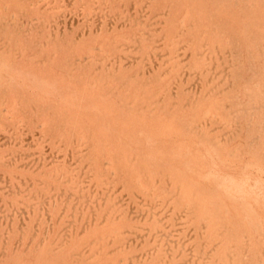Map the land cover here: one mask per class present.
Segmentation results:
<instances>
[{
	"label": "rangeland",
	"instance_id": "374dc122",
	"mask_svg": "<svg viewBox=\"0 0 264 264\" xmlns=\"http://www.w3.org/2000/svg\"><path fill=\"white\" fill-rule=\"evenodd\" d=\"M170 1L0 0V264L264 259V0Z\"/></svg>",
	"mask_w": 264,
	"mask_h": 264
},
{
	"label": "bare ground",
	"instance_id": "6f19581e",
	"mask_svg": "<svg viewBox=\"0 0 264 264\" xmlns=\"http://www.w3.org/2000/svg\"><path fill=\"white\" fill-rule=\"evenodd\" d=\"M172 1H173V0H172ZM172 1H170V2H172ZM179 1H180V0H179ZM221 1L223 2V0H221ZM241 1H243V0H241ZM253 1H255V0H253ZM218 2H219V1H218ZM248 2H249V1H248ZM174 3H175V2H174ZM177 3L179 4V2H177ZM180 3H181V2H180ZM180 5H181V4H180ZM245 5H246V4H245ZM247 5H248V4H247ZM247 5H246V6H247ZM172 6H173V5H172ZM174 6H175V5H174ZM246 6H245V8H246ZM255 6H256V5H255ZM249 7H250V5H249ZM249 7H247L246 9H248ZM246 9H245V10H246ZM250 9L252 10V8H250ZM245 10H243V11L245 12ZM254 10H255V9H254ZM256 10H257V9H256ZM249 11H250V10H249ZM192 12H193V11H192ZM192 12H191V14H192ZM260 12L263 13L262 11H260ZM261 13H260V14H261ZM207 14H208V12H207ZM251 14H252V13H251ZM203 15H204V14H203ZM205 15H206V14H205ZM247 15H248V14H246L245 17H246ZM249 15H250V14H249ZM254 15H255V14H254ZM256 15L258 16V13H257ZM193 16H194V15H193ZM189 17H190V16H189ZM260 17H261V15H260ZM206 18L208 19V18H209V15H208V17L206 16ZM214 18H215V17H214ZM214 18H213V19H214ZM261 18H262V17H261ZM262 19H263V18H262ZM204 20H205V19H204ZM204 20H202V21H204ZM208 20H210V19H208ZM186 21L189 23L188 20H186ZM183 22H184V21H183ZM206 22H208V21H206ZM215 22H216V21H215ZM261 22H262V21H261ZM190 23H191V22H190ZM258 23H259V22H258ZM225 24H226V23H225ZM255 24H256V22H255ZM202 25H203V23H202ZM220 25H221V24H220ZM248 25H250V24L248 23L247 26H248ZM261 25H262V24H261ZM218 26H219V25H218ZM180 27H182V26H180ZM180 27H179V28H180ZM203 27H204V26H203ZM230 27H231V26H230ZM230 27H229V28H230ZM175 28H176V27H175ZM175 28H174L173 30H175ZM205 28H206V27H205ZM223 28H224V27H223ZM258 28H259V27H258ZM180 29H181V28H180ZM201 29H202V28H201ZM203 29H204V28H203ZM205 30H206V29H205ZM234 30H235V28H234ZM246 30H247V29H246ZM176 32H177V30H176ZM236 32H237V31H236ZM238 32H239V31H238ZM249 32H250V31H249ZM249 32H247V33H249ZM251 32H252V30H251ZM251 32H250L249 34H251ZM174 33H175V31H174ZM201 34H202V33H201ZM203 34H204V33H203ZM232 34H233V33H232ZM254 34H255V33H254ZM256 34H258V33H256ZM256 34H255V36H256ZM258 35H260V34H258ZM202 36H203V35H202ZM207 36H208V35H207ZM217 36H218V35H217ZM230 36H231V35H230ZM260 36H261V35H260ZM231 37H232V36H231ZM238 37H239V36H238ZM238 37H237V38H238ZM251 37H253V35H252ZM202 38H203V37H202ZM202 38H201V39H202ZM207 38H208V37H207ZM256 38H257V37H256ZM256 38H255V39H256ZM234 39H235V37H234ZM250 39H251V38H250ZM202 40H206V39L203 38ZM230 40H231V39H230ZM237 40H238V39H237ZM251 40H253V38H252ZM215 41H217V40H215ZM234 41H235V40H234ZM256 41H257V40H256ZM261 45H262V44H261ZM259 47H261V46H259ZM89 48H90V47H89ZM200 48H201V46H200ZM261 49H262V48H261ZM201 50H202V49H201ZM197 51H198V50H197ZM200 53H201V52H200ZM201 54H202V53H201ZM172 55H173V54H172ZM73 59H74V58H73ZM73 59H72V60H73ZM80 59H81V58H80ZM224 60H225V59H224ZM226 60H227V59H226ZM1 61H2V60H1ZM69 61H70V60H69ZM228 62H229V60H228ZM251 62H253V60H252ZM4 63H6V62H4ZM67 63H68V62H67ZM1 64H2V63H1ZM69 64H71V62H70ZM250 64H251V63H250ZM3 65H4V64H3ZM260 65H261V64H260ZM232 66H233V65H232ZM258 66H259V65H258ZM1 67H2V66H1ZM233 67H234V66H233ZM252 67H253V65H252ZM261 67H263V66H261ZM234 68H235V67H234ZM250 68H251V67H249V69H250ZM254 68H255V67H254ZM254 68H253V69H254ZM257 68H258V67H256V69H257ZM256 69H255V70H256ZM263 69H264V68H263ZM237 70H238V69H237ZM255 70H254V71H255ZM259 70H260V69H259ZM235 71H236V70H235ZM256 71H257V70H256ZM238 72H239V71H238ZM238 72H235V73H236V74H239ZM260 72H262V70H261ZM233 73H234V72H233ZM233 73H232V74H233ZM240 74H241V72H240ZM254 74H255V72H254ZM254 74H252L251 76H253ZM242 75H243V74H242ZM242 75H241V77H242ZM259 75H261V74H259ZM236 76H237V75H236ZM236 76H235V77H236ZM261 76H262V75H261ZM233 77H234V76H233ZM235 77H234V78H235ZM237 78H239V77H237ZM256 78L259 79L258 77H256ZM256 78H255V79H256ZM250 79L252 80L251 77H250ZM257 79H256V80H257ZM237 80H238V79H237ZM262 80H263V79H262ZM262 80H261V81H262ZM238 81H239V80H238ZM241 81H242V80H241ZM236 83H237V82H236ZM256 83H257V82H256ZM256 83H255V84H256ZM44 84H45V83H44ZM236 85H237V84H236ZM258 86H260V85H258ZM235 87H236V86H235ZM253 87H257V86L255 85V86H253ZM248 88H249V87H248ZM251 90H252V89H251ZM232 91H233V90H232ZM252 91H253V90H252ZM262 91H263V90H262ZM262 91H261V92H262ZM250 94H251V93H250ZM250 96H251V95H250ZM259 96H261V95L259 94ZM253 97H254V96H253ZM262 97H263V95H262ZM232 100H233V99H232ZM250 100L253 101V100H255V99L253 98V100H252V99H250ZM259 100H260V99H259ZM262 100H263V99H262ZM234 102H235V101H234ZM234 102H232V103H234ZM231 105H232V104H231ZM237 105H238V104H237ZM250 105H251V103L249 104V108L252 107V106L250 107ZM252 105H253V103H252ZM235 106H236V105H235ZM261 106H262V105H261ZM244 107L247 108L246 106H244ZM262 107H263V106H262ZM235 108H237V107H234V109H235ZM240 108H241V106H240ZM240 108H239V109H240ZM254 108H255V107H254ZM256 108H259V107H256ZM247 109H248V108H247ZM259 109H260V108H259ZM246 111H247V110H246ZM246 111H245V112H246ZM253 111H254V109H253ZM248 112H249V111H248ZM69 115H71V114H69ZM69 115H67L68 117L66 116L67 119L69 118ZM77 115H78V114H77ZM54 116H55V115H54ZM78 116H79V115H78ZM89 116H90V115H88L87 117H89ZM91 116H93V115H91ZM91 116H90V117H91ZM80 117H81V116H80ZM80 117H79V118H80ZM97 117H98V116H97ZM97 117H96V118H97ZM116 117H117V116H116ZM116 117H115V118H116ZM119 117L121 118V116L118 115V119H119ZM49 118L53 120L52 117L49 116ZM55 118H56V117H55ZM62 118H63V117H62ZM70 118H71V117H70ZM73 118H74V117H73ZM73 118H72V119H73ZM83 118H84V117H83ZM91 118H92V117H91ZM91 118H90V120H91ZM94 118H95V117L93 116V119H94ZM115 118H114V121L116 122L117 119L115 120ZM93 119H92V120H93ZM98 119H99V118H98ZM58 120H59V119H58ZM77 120H78V118H77ZM80 120H81V119H80ZM102 120H103V119H102ZM120 120H121V119H120ZM48 121H50V120H48ZM68 121H69V120H68ZM72 121H74V119H73ZM75 121H76V120H75ZM83 121H84V120H83ZM97 121H98V120H97ZM99 121H101V120H99ZM111 121H112V120H111ZM111 121H110V122H111ZM118 121H119V120H118ZM121 121H122V120H121ZM123 121H124V120H123ZM55 122H56V123H57V122L59 123V121H55ZM60 122H62V121H60ZM135 122H136V121H135ZM56 123H55V124H56ZM67 123H68V122H67ZM70 123H71V122H70ZM119 123H120V121H119ZM62 124H63V123H62ZM64 124H65V123H64ZM97 124H99V123H97ZM110 124H113V121H112ZM115 124H116V123H115ZM115 124H113V125L116 127ZM259 124H260V123H259ZM50 125H51V124H50ZM50 125H49V126H50ZM59 125H60V123H59ZM59 125H56V126H59ZM72 125H73V124H72ZM80 125H82V123H81ZM118 125H119V124H118ZM257 125H258V124H257ZM257 125H256V126H257ZM67 126H68V125H67ZM70 126H71V125H69V127H70ZM75 126H76V125H75ZM110 126H111V125H110ZM134 126H135V124H134ZM63 127H64V126H63ZM65 127H66V126H65ZM88 127H89V126H88ZM105 127H106V126H105ZM117 127H118V126H117ZM194 127H196V126H194ZM74 128H75V127H74ZM112 128H113V126H112ZM127 128H129V130H126ZM127 128L125 129L126 132H127V131H131V130H130L131 127H127ZM111 130H112V129H111ZM121 131H124V130L122 129ZM257 131H258V130H257ZM259 131H262V130H259ZM259 131H258V132H259ZM106 132H107V131H106ZM124 132H125V131H124ZM126 132H125V133H126ZM125 133H124V134H125ZM252 133H253V132H252ZM260 133H262V132H260ZM254 136H255V135H254ZM71 140H72V139H71ZM262 141H263V140H262ZM262 141H261V142H262ZM112 142H113V141H112ZM132 142H133V140H132ZM137 142H138V141H137ZM137 142H136V143H137ZM92 143H93V142H92ZM127 143H128V142H127ZM112 144H113V143H112ZM133 144H134V142H133ZM133 144H132V146H134ZM137 144H139V142H138ZM124 145H125V144H124ZM262 145H263V144H262ZM260 146H261V143H260ZM128 147H129V146H128ZM130 147H131V146H130ZM130 147H129V148H130ZM101 148H102V147H101ZM114 148H115V147H114ZM129 148H128V150H129ZM136 148H137V145H136ZM260 148H261V147H260ZM123 149H124V148H123ZM130 149H131V148H130ZM133 149H135V148L133 147ZM139 149H140V148H139ZM105 150H107V148H105ZM96 151H97V150H96ZM99 151H100V150H99ZM140 151H141V150H140ZM111 152H112V151H111ZM132 152H133V151H132ZM116 153H119V152H116ZM116 153H115V155H116ZM147 153H148V152H147ZM216 153H218V152H216ZM263 153H264V152H263ZM91 154H92V153H91ZM106 154H107V153H106ZM111 154H112V153H111ZM119 154H120V153H119ZM119 154H118V155H119ZM145 154H146V153H145ZM115 155H114V156H115ZM153 155H154V154H153ZM97 156H98V155H97ZM97 156H96V157H97ZM119 156H121V155H119ZM93 157H94V156H93ZM109 157H110V156H109ZM117 157H118V156H117ZM147 157H148V155H147ZM160 157H161V156H160ZM183 157H184V156H183ZM211 157H212V155H211ZM262 157H263V156H262ZM87 158H89V156H88ZM104 158H105V157H104ZM104 158H103V159H104ZM113 158H114V157H113ZM157 158H158V157H157ZM257 158H258V157H257ZM92 159H93V158H92ZM118 159H119V158H118ZM154 159H155V158H154ZM212 159H213V158H212ZM259 159H262V158L259 157ZM90 160H91V159H90ZM113 160H114V159H113ZM149 160H150V159H149ZM158 160H159V158L156 159V161H158ZM162 160H163V159H162ZM263 160H264V159H263ZM96 161H97V160H96ZM104 161H105V160H104ZM142 161H143V160H142ZM147 161H148V160H147ZM258 161H259V160H258ZM163 162H164V161H163ZM170 162H171V160H170ZM170 162H169V163H170ZM92 163H93V162H92ZM160 163H161V162H160ZM167 163H168V162H167ZM257 163H259V162H257ZM123 165H124V164H123ZM163 165H164V164H163ZM166 165H167V164H166ZM170 165H171V163H170ZM187 165H188V164H187ZM258 165H259V164H258ZM159 166H160V164H159ZM188 166H189V165H188ZM122 167H123V166H122ZM132 167H133V166H131V168H132ZM134 167H135V166H134ZM143 167H144V166H143ZM168 167H169V166H168ZM119 168H120V167H119ZM180 168H181V167H180ZM217 168H218V167H217ZM124 169H125V167H124ZM124 169H122V170H124ZM137 169H138V168H137ZM146 169H147V168H146ZM185 169H186V168H185ZM185 169H184V171H185ZM212 169H214V168H212ZM212 169H211V170H212ZM215 169H216V168H215ZM176 170H177V169H176ZM181 170H182V169H181ZM216 170H217V169H216ZM104 171H105V170H104ZM117 171H118V170H117ZM133 171L135 172V170H133ZM139 171H141V170L139 169ZM139 171H138V172H139ZM220 171H221V170H220ZM98 172H99V171H98ZM110 172H111V171H110ZM189 172H190V171H189ZM111 173H112V172H111ZM116 173H117V172H116ZM119 173H120V172H119ZM192 173H193V172H192ZM192 173H191V175H192ZM213 173H214V175H215V172H213ZM213 173H211V174H213ZM97 174H98V173H97ZM122 174H123V172H122ZM195 174H196V173H195ZM111 175H113V174H111ZM119 175H120V174H119ZM137 175H138V174H137ZM137 175H136V177H137ZM209 175H210V174H209ZM209 175H208V177H209ZM132 177H133V176H132ZM141 177H142V176H141ZM191 177H192V176H191ZM194 177H195V176H194ZM198 177H199V176H198ZM216 177H217V174H216ZM227 177H228V176H227ZM248 177H249V176H248ZM185 178H186V177H185ZM206 178H207V175H206ZM206 178H205V179H206ZM225 178H226V176H225ZM101 179H103V178H101ZM141 179H142V178H141ZM146 179H147V178H146ZM228 179L231 180V177H229ZM232 179H233V178H232ZM137 180H138V179H137ZM154 180H155V179H154ZM195 180H196V179H195ZM220 180H221V179H220ZM224 180H225V179H224ZM241 180H242V179H241ZM243 180H244V179H243ZM249 180H250V178H249ZM261 180H262V179H261ZM263 180H264V179H263ZM107 181H108V180H107ZM107 181H106V182H107ZM135 181H136V180H135ZM141 181H142V180H141ZM155 181H156V180H155ZM187 181H188V180H187ZM225 181H226V180H225ZM232 181H234V180H232ZM244 181H246V180H244ZM256 181H257V179H256ZM258 181H260V179H258ZM108 182H109V181H108ZM179 182H180V181H179ZM189 182H190V181H189ZM227 182H228V180H227ZM234 182H236V181H234ZM248 182H249V181H248ZM261 182H263V181H261ZM137 183H138V182H137ZM156 183H157V181H156ZM170 183H171V182H170ZM193 183H195V181H194ZM196 183H197V182H196ZM196 183H195V184H196ZM221 183H224V182H221ZM225 183H226V182H225ZM225 183H224L223 185H225ZM230 183H231V181H230ZM243 183H244V182H243ZM258 183H259V182H258ZM258 183H257V185H258ZM153 184H154V183H153ZM219 184H220V183H219ZM233 184H234V183H233ZM237 184H239V183H237ZM240 184H241V183H240ZM240 184H239V186H240ZM246 184H247V182H246ZM246 184H245V185H246ZM260 184H261V183H260ZM139 185H140V184H139ZM145 185H146V184H145ZM151 185H152V184H151ZM196 185H197V184H196ZM198 185H199V182H198ZM198 185H197V186H198ZM202 185H204V184H202ZM202 185H200V186H202ZM205 185H206V184H205ZM223 185H222V186H223ZM229 185H230V184H229ZM231 185H232V183H231ZM155 186H156V185H155ZM170 186H171V185H170ZM218 186H219V185H218ZM232 186H233V185H232ZM237 186H238V185H237ZM261 186H263V184H262ZM142 187H143V186H142ZM198 187H199V186H198ZM220 187H221V186H220ZM230 187H231V186H230ZM235 187H236V186H235ZM256 187H257V186H256ZM256 187L254 186L253 189L255 190ZM147 188H148V187H147ZM241 188H242V187H241ZM243 188H244V187H243ZM258 188H260V186H259ZM142 189H143V188H142ZM145 189H146V188H145ZM149 189H150V188H149ZM201 189H203V188L201 187ZM204 189H205V188H204ZM217 189H218V188H217ZM224 189H229V188H227V186H225ZM232 189H233V188H232ZM245 189H246V187H245ZM245 189H243V190H245ZM253 189H252V190H253ZM260 189H261V188H260ZM152 190H153V189H152ZM161 190H162V189H161ZM183 190H184V189H183ZM190 190H191V189H190ZM197 190L199 191L198 188H197ZM234 190H235V188H234L232 191H234ZM236 190H238V188H237ZM256 190H257V189H256ZM262 190H263V189H262ZM139 191H140V190H139V188H138V192H139ZM162 191H163V190H162ZM166 191H167V190H166ZM205 191H207V190H205ZM218 191H219V190H217V192L215 193V195H216L217 193H219ZM230 191H231V190H229V192H230ZM248 191H250V190H248ZM138 192H137V193H138ZM140 192H141V191H140ZM170 192H171V191H170ZM170 192H169V193H170ZM192 192H193V191H192ZM195 192H196V191H195ZM208 192H209V190H208ZM227 192H228V191H227ZM227 192H226V193H227ZM243 192H244V191H243ZM245 192H247V191L245 190ZM257 192H258V190H257ZM261 192H262V191H261ZM106 193H107V191H106ZM106 193H105V194H106ZM155 193H156V192H155ZM162 193H164V192H162ZM209 193H210V192H209ZM212 193H213V192H212ZM232 193H233V192H231V194H232ZM238 193H239V191H238ZM241 193H242V192H241ZM193 194H194V193H193ZM206 194H207V193H206ZM221 194H222V193H221ZM221 194H220V195H221ZM224 194H225V193H224ZM242 194H243V193H242ZM246 194H247V193H246ZM249 194H250V192H249ZM260 194H261V193H260ZM263 194H264V193H263ZM263 194H261V195H263ZM161 195H162V194H161ZM177 195H178V194H177ZM189 195H190V194H189ZM207 195H208V194H207ZM209 195H211V194H209ZM217 195H218V194H217ZM233 195H234V194H233ZM257 195H258V193H257ZM105 196H106V195H105ZM170 196H171V195H170ZM187 196H188V195H187ZM192 196H193V195H192ZM205 196H206V195H205ZM213 196H214V195H213ZM234 196H235V195H234ZM234 196H232V197H234ZM236 196H237V194H236ZM239 196H240V195H239ZM241 196H243V195H241ZM158 197H159V196H158ZM215 197H216V196H215ZM219 197H222V196H219ZM243 197H244V196H243ZM259 197H260V196H259ZM171 198H172V197H171ZM187 198H189V197H186V200H187ZM211 198H212V197H211ZM235 198H236V197H235ZM250 198H251V197H250ZM260 198H261V197H260ZM146 199H147V198H146ZM155 199H156V198H155ZM176 199H177V198H176ZM212 199H214V198H212ZM223 199H225V197H224ZM254 199H256V198H254ZM258 199H259V198H258ZM191 200H192V199H191ZM203 200H205V199H203ZM216 200H217V199H215L214 203L216 202ZM218 200H219V199H218ZM218 200H217V201H218ZM118 201H119V200H118ZM223 201H224V200H223ZM242 201H243V199H242ZM244 201H245V200H244ZM112 202H113V201H112ZM112 202H111V203H112ZM184 202H185V201H184ZM190 202H191V201H190ZM204 202H205V201H204ZM147 203H148V202H147ZM185 203H187V202H185ZM193 203H194V202H193ZM201 203H202V202H201ZM210 203H212L211 200H210ZM217 203H218V202H216L215 204H217ZM223 203H225V202H223ZM253 203H254V202H253ZM108 204H109V202L107 203V207H108ZM115 204H116V203H115ZM182 204H183V203H180V205H182ZM112 205L114 206L113 203H112ZM189 205H190V204H189ZM193 205H194V204H193ZM193 205H192V206H193ZM198 205H199V202H198ZM198 205H196V208L198 207ZM218 205H219V204H217V206H218ZM245 205H246V204H245ZM250 205H252V204H250ZM109 206H110V204H109ZM194 206H195V205H194ZM194 206H193V207H194ZM183 207H184V205H183ZM203 207H204V205H203ZM203 207H202V209H204ZM205 207H206V205H205ZM249 207H250V206H249ZM110 208H111V207H110ZM152 208H153V207H152ZM190 208H192V207H190ZM212 208H213V206L211 207V209H212ZM218 208H221V207L219 206ZM226 208H227V210H228V208H229V207L227 206V203H226ZM250 208H251V207H250ZM253 208H254V207H253ZM192 209H193V208H192ZM248 209H249V208H248ZM110 210H111V209H110ZM110 210H109V211H110ZM190 210H191V209H190ZM197 210H198V209H197ZM207 210H208V209H207ZM217 210H218V209H217ZM249 210H250V209H249ZM253 210H254V209H253ZM191 211H192V210H191ZM194 211H195V210H194ZM254 211H255V210H254ZM152 212H153V211H152ZM195 212H196V211H195ZM224 212H225V211H224ZM226 212H228V211H226ZM230 212H231V211H230ZM263 212H264V211H263ZM114 213H115V212H114ZM144 213H145V212H144ZM191 213H192V212H191ZM248 213H249V212H248ZM207 214H208V213H207ZM249 214H251V213H249ZM249 214H248V215H249ZM252 214H253V213H252ZM104 215H105V214H104ZM190 215H191V214H190ZM237 215H238V214H237ZM256 215H257V214H256ZM197 216H199V215H197ZM257 216H258V215H257ZM171 217H172V216H171ZM193 217H194V216H193ZM223 217L225 218V216H223ZM250 217H251V216H250ZM188 218H189V216H188ZM196 218H197V217H196ZM198 218H199V217H198ZM198 218H197V219H198ZM201 218H202V216H201ZM209 218H210V217H209ZM220 218H221V217H220ZM239 218H240V216H239ZM253 218H254V217H253ZM149 219H150V218H149ZM161 219H162V218H161ZM161 219H160V220H161ZM191 219H192V218H191ZM226 219H227V218H226ZM233 219H234V218H233ZM255 219H258V218H255ZM259 219H260V218H259ZM156 220H157V219H156ZM186 220H187V219H186ZM200 220H201V219H200ZM252 220H253V219H252ZM261 220H262V218H261ZM174 221H175V220H174ZM210 221H211V219H210ZM237 221H238V220H237ZM249 221H251V220H249ZM185 222H186V221H185ZM214 222H215V221H214ZM214 222H213V223H214ZM216 222H217V221H216ZM223 222H224V221H223ZM235 222H236V220H235ZM235 222L233 221V223H235ZM238 222H239V221H238ZM202 223H203V222H202ZM213 223H212V224H213ZM229 223H230V222H229ZM251 223H252V222H251ZM255 223H256V221H255ZM155 224H156V223H155ZM204 224H205V223H204ZM204 224H203V225H204ZM221 224H222V223H221ZM223 224H224V223H223ZM235 224H236V223H235ZM235 224H234V225H235ZM256 224L258 225V223H256ZM190 225H191V224H190ZM114 226L116 227V225H114ZM117 226H118V225H117ZM119 226H121V225L119 224ZM167 226H168V225H167ZM212 226H213V225H212ZM212 226H211V227H212ZM225 226H226V225H225ZM250 226H251V225H250ZM258 226H259V225H258ZM262 226H263V225H262ZM121 227H122V226H121ZM113 228H114V227H113ZM146 228H147V227H146ZM196 228H197V227H196ZM255 228H256V227H255ZM199 229H200V228H199ZM215 229H216V228H215ZM220 229H221V228H220ZM220 229H219V232H221ZM258 229H260V228H258ZM152 230H153V229H152ZM191 230H192V229H191ZM210 230H211V229H210ZM225 230H226V229H225ZM227 230H228V229H227ZM229 230H230V229H229ZM231 230H232V229H231ZM235 230H236V229H235ZM245 230H246V229H245ZM245 230H244V233L247 231V230H246V231H245ZM248 230H249V229H248ZM255 230H256V229H255ZM148 231H149V230H148ZM148 231H147V232H148ZM160 231H161V230H160ZM160 231H159V232H160ZM211 231H212V230H211ZM236 231H237L238 234H243V233H239L238 230H236ZM241 231H242V230H241ZM256 231H258V230H256ZM207 232H208V231H207ZM259 232H260V231H259ZM164 233H165V232H164ZM164 233H162V234H164ZM170 233H171V232H170ZM170 233H169V234H170ZM184 233H185V232H184ZM208 233H209V232H208ZM237 233H236L235 235H237ZM100 234H101V233H100ZM100 234H99V235H100ZM154 234H155V233H154ZM169 234H167V235H169ZM216 234H217V232H216ZM219 234H220V233H219ZM221 234H222V233H221ZM228 234H230V231H228ZM101 235H102V234H101ZM230 235H231V234H230ZM232 235H233V234H232ZM243 235H244V234H243ZM246 235H247V234H246ZM246 235H245V236H246ZM96 236H97V235H96ZM183 236H184V235H183ZM193 236H194V234H193ZM205 236H206V235H205ZM241 236H242V235H241ZM260 236H262V235L260 234ZM100 237H101V236H100ZM217 237H218V236H217ZM233 237H234V236H233ZM235 237H236V236H235ZM263 237H264V236H263ZM263 237H261V238H263ZM94 238H95V237H94ZM94 238H93V239H94ZM182 238H183V237H182ZM208 238H209V237H208ZM219 238H220V237H219ZM219 238H218V239H219ZM225 238H226V236H225ZM225 238H224V240H225ZM228 238H229V237H228ZM246 238H249V237H246ZM188 239H189V238H188ZM204 239H205V238H204ZM231 239H232V238H231ZM231 239H230V240H231ZM89 240H90V239H89ZM91 240H92V239H91ZM202 240H203V239H202ZM234 240H235V239H234ZM234 240H233V241H234ZM237 240H238V239H237ZM239 240H240V239H239ZM244 240H245V239H244ZM251 240H252V239H251ZM263 240H264V239H263ZM220 241H221V240H220ZM222 241H223V239H222ZM233 241H232V242H233ZM245 241H246V240H245ZM249 241H250V240H249ZM256 241H257V240H256ZM90 242H91V241H90ZM90 242L88 241V243H90ZM198 242H199V241H198ZM200 242H201V241H200ZM246 242H247V241H246ZM253 242H254V241H253ZM253 242H252V244H253ZM183 243H184V242H183ZM217 243H219V241H218ZM234 243H235V242H234ZM237 243H238V242H237ZM237 243H236V244H237ZM241 243H243V242H241ZM158 244H159V243H158ZM195 244H196V243H195ZM214 244H215V243H214ZM220 244H221V243H220ZM228 244H229V243H228ZM246 244H247V243H246ZM263 244H264V243H263ZM263 244H262V245H263ZM197 245H198V244H197ZM217 245H218V244H217ZM238 245H239V243H238ZM248 245H250V244H248ZM258 245L260 246V244H258ZM258 245H257V247H258ZM89 246H90V245H89ZM155 246H157V245L155 244ZM229 246H232V244L229 245ZM233 246H234V245H233ZM233 246H232V247H233ZM242 246H243V245H242ZM84 247H85V246H84ZM90 247H91V246H90ZM225 247H226V246H225ZM232 247H231V248H232ZM240 247H241V245H240ZM240 247H239V248H240ZM248 247H249V246H248ZM76 248H77V247H76ZM183 248H184V247H183ZM183 248H182V249H183ZM191 248H192V247H191ZM212 248H213V247H212ZM219 248H220V247H219ZM229 248H230V247H229ZM234 248H235V247H234ZM234 248H232V249H234ZM237 248H238V247H237ZM253 248H254V247H253ZM260 248H263V246H262V247L260 246ZM81 249H82V248H81ZM187 249H190V248H187ZM213 249H215V248H213ZM258 249H259V248H258ZM75 250H76V249H75ZM77 250H78V249H77ZM98 250H99V249H98ZM107 250H108V249H107ZM168 250H169V249H168ZM209 250H210V249H209ZM211 250H212V249H211ZM211 250H210V251H211ZM226 250H228V249H226ZM229 250H230V249H229ZM244 250H245V249H244ZM255 250H256V249H255ZM262 250H263V249H262ZM87 251H88V250H87ZM94 251H95V250H94ZM94 251H91V253L94 252ZM105 251H106V250H105ZM105 251H104V252H105ZM108 251H109V250H108ZM110 251H111V250H110ZM202 251H203V250H202ZM241 251H243V249H242ZM251 251H252V250H251ZM78 252H79V251H78ZM82 252H83V251H82ZM84 252H86V251H84ZM96 252H97V251H95L94 254H96ZM181 252H182V251H181ZM181 252H180V253H181ZM204 252H206V251H204ZM226 252H227V251H226ZM235 252H236V251H235ZM244 252H246V250H245ZM247 252H248V251H247ZM263 252H264V250H263ZM73 253H75V252L73 251ZM79 253H80V252H79ZM105 253H106V252H105ZM209 253H210V252H209ZM216 253H217V252H216ZM219 253H220V252H219ZM223 253H224V251H223ZM228 253H229V252H228ZM260 253H261V250H260ZM106 254H107V253H106ZM198 254H199V253H198ZM202 254H203V253H202ZM213 254H215V253H213ZM213 254H212V255H213ZM232 254H233V253H232ZM232 254H230V255H232ZM235 254H236V253H235ZM235 254H234V255H235ZM244 254H245V253H244ZM246 254H247V253H246ZM250 254H251V253H250ZM252 254L255 255L253 252H252ZM252 254H251V258L253 257ZM262 254H264V253H262ZM77 255H78V254H77ZM87 255H88V254H87ZM87 255H86V256H87ZM193 255H194V254H193ZM193 255H192V256H193ZM199 255H200V254H199ZM199 255H198V256H199ZM217 255H218V254H217ZM230 255H229V256H230ZM234 255H233V256H234ZM241 255H242V254H241ZM260 255H261V254H260ZM55 256H56V255H55ZM162 256L165 258V254L162 255ZM237 256L239 257V255H237ZM243 256H244V255H243ZM243 256H241V257H243ZM245 256H246V255H245ZM245 256H244V257H245ZM263 256H264V255H263ZM202 257H203V256H202ZM204 257H205V256H204ZM207 257H208V255H207ZM214 257H215V256H214ZM218 257H219V255H218ZM235 257H236V255H235ZM235 257H234V258H235ZM241 257H240V260H241ZM84 258H85V257H84ZM88 258H89V257H88ZM88 258H87V259H88ZM164 258H163V259H164ZM190 258H191V257H190ZM212 258H213V257H212ZM220 258H221V257H220ZM224 258H225V257H224ZM227 258H228V257H227ZM245 258H246V257H245ZM247 258H248V257H247ZM249 258H250V256H249ZM259 258H260V260L263 259V257H259ZM261 258H262V259H261ZM87 259H85V260H87ZM198 259H199V258H198ZM228 259H229V258H228ZM236 259H237V257H236ZM255 259H258V258H255ZM187 260H188V259H187ZM205 260H206V259H205ZM208 260H209V259H208ZM223 260H224V259H223ZM247 260H248V259H247ZM209 261H210V260H209ZM216 261H217V259H216ZM238 261H239V260H238ZM249 261H250V259H249ZM251 261H253V259H252ZM256 261H257V260H256ZM263 261H264V259H263L262 261H258V262H259L258 264L262 263ZM104 262H105V261H103V263H104ZM195 262H196V258H195ZM213 262H214V261H213ZM213 262H212V263H213ZM217 262H218V261H217ZM220 263H221V262H220ZM222 263H223V262H222ZM224 263H225V261H224ZM224 263H223V264H224ZM236 263H237V262H236ZM244 263H245V262H244ZM250 263H251V262H250ZM253 263L256 264V262H253ZM217 264H218V263H217ZM238 264H239V263H238ZM240 264H242V263H240Z\"/></svg>",
	"mask_w": 264,
	"mask_h": 264
}]
</instances>
